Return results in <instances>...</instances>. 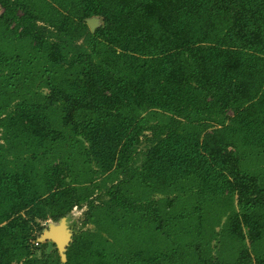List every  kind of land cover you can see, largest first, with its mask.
Returning a JSON list of instances; mask_svg holds the SVG:
<instances>
[{
  "label": "trees",
  "instance_id": "trees-1",
  "mask_svg": "<svg viewBox=\"0 0 264 264\" xmlns=\"http://www.w3.org/2000/svg\"><path fill=\"white\" fill-rule=\"evenodd\" d=\"M0 7V264H264V0Z\"/></svg>",
  "mask_w": 264,
  "mask_h": 264
},
{
  "label": "water",
  "instance_id": "water-1",
  "mask_svg": "<svg viewBox=\"0 0 264 264\" xmlns=\"http://www.w3.org/2000/svg\"><path fill=\"white\" fill-rule=\"evenodd\" d=\"M91 18L87 19V24L90 30L93 31L95 27L93 28ZM39 235L40 236L37 237L38 242H53L56 245V248L58 249L61 260H66L65 250L71 242L73 234L65 225V216L60 218L57 222L49 221V223L46 224L45 228L39 233Z\"/></svg>",
  "mask_w": 264,
  "mask_h": 264
},
{
  "label": "rangeland",
  "instance_id": "rangeland-1",
  "mask_svg": "<svg viewBox=\"0 0 264 264\" xmlns=\"http://www.w3.org/2000/svg\"><path fill=\"white\" fill-rule=\"evenodd\" d=\"M2 8L0 7V12H1ZM91 21L93 23V28L96 27L98 24H100L101 19L99 17H94L91 18ZM231 114V112H230ZM85 208H83L82 210L79 209H75V210H71L66 216H65V225L66 227L69 229V231H71L72 234L78 232L80 229L82 228H90V229H94L95 226L93 224H88L84 227H82V219H83V211ZM49 221L51 220H47L44 224L46 226V224L49 223ZM40 235H38L39 237Z\"/></svg>",
  "mask_w": 264,
  "mask_h": 264
},
{
  "label": "built area",
  "instance_id": "built-area-1",
  "mask_svg": "<svg viewBox=\"0 0 264 264\" xmlns=\"http://www.w3.org/2000/svg\"><path fill=\"white\" fill-rule=\"evenodd\" d=\"M83 208H84V207H81V208H79V207H77V206H74L72 210H75V209L82 210ZM36 241H37V238H36ZM37 243H38V241H37V242H35V244H37Z\"/></svg>",
  "mask_w": 264,
  "mask_h": 264
}]
</instances>
